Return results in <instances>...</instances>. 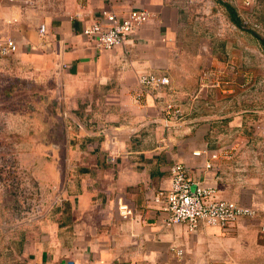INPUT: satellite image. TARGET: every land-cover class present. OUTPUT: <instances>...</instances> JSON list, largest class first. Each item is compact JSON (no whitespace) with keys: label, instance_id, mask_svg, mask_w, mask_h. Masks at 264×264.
Listing matches in <instances>:
<instances>
[{"label":"crops","instance_id":"0c3cea01","mask_svg":"<svg viewBox=\"0 0 264 264\" xmlns=\"http://www.w3.org/2000/svg\"><path fill=\"white\" fill-rule=\"evenodd\" d=\"M224 2L238 17L239 7L264 9V0ZM103 9L119 17L145 9L150 17L126 45L99 50L82 28L101 20ZM183 11L178 0H0V40L17 44V70L61 77L75 121L94 123L75 134L74 160L53 203L55 211L48 213L52 216L32 229L23 222L0 225V264H264V242L258 236L264 223V172L244 168L241 159L231 157L239 147L215 146L207 117L198 123L199 116L188 111L170 132L162 126L165 103L195 101L180 62ZM142 72L167 76L169 85L136 99ZM102 127L116 135L115 148ZM175 161L186 166L194 182L214 189L220 199L257 210L258 217L240 219L227 230L201 225L192 233L184 225L166 226L167 215L149 198L169 188ZM118 197L135 211L132 219L120 217Z\"/></svg>","mask_w":264,"mask_h":264},{"label":"rangeland","instance_id":"374dc122","mask_svg":"<svg viewBox=\"0 0 264 264\" xmlns=\"http://www.w3.org/2000/svg\"><path fill=\"white\" fill-rule=\"evenodd\" d=\"M178 1L186 26L180 62L195 98L185 104L180 98L179 104L184 113L199 116L198 123L209 119L215 146L239 147L231 157L264 172V9L239 7L237 27L216 0ZM202 36L213 41L197 42ZM16 61L13 54H0V225L23 222L32 229L55 211L74 160L71 146L79 142L75 134L93 126L83 119L78 124L84 128L76 125L61 77L17 70Z\"/></svg>","mask_w":264,"mask_h":264},{"label":"built area","instance_id":"2783aa9c","mask_svg":"<svg viewBox=\"0 0 264 264\" xmlns=\"http://www.w3.org/2000/svg\"><path fill=\"white\" fill-rule=\"evenodd\" d=\"M149 13L145 9L131 10L125 17H119L108 9L101 11V20L93 22L82 28L84 35L91 45L99 50H111L127 44L128 38L141 25L149 20ZM39 34H45V26L38 29ZM44 44V43H43ZM42 44V45H43ZM17 44L12 39L2 41L0 45L1 56L14 54ZM127 56L128 53L125 52ZM169 85L167 76L153 72H142L137 76V97L143 94H159ZM185 113L176 100H170L164 105L162 117L163 129L170 132L174 126L182 125ZM79 128H84L76 123ZM93 126L94 123H87ZM105 136H109L111 147L115 148L116 135L109 134L110 129L102 127ZM112 162L117 158V152L109 154ZM215 156H212L214 158ZM209 167V165H206ZM118 213L123 219H132L133 208L123 198L115 200ZM149 203L160 212L167 215L166 226L184 225L189 232H195L201 225L218 227L227 230L240 219L256 218L258 211L237 204L233 201L220 199L215 190L205 188L194 182L186 166L180 162H173L170 166V186L168 189H158L149 198ZM259 233L264 240V223L260 224ZM221 264H235L224 262Z\"/></svg>","mask_w":264,"mask_h":264},{"label":"trees","instance_id":"16d2710c","mask_svg":"<svg viewBox=\"0 0 264 264\" xmlns=\"http://www.w3.org/2000/svg\"><path fill=\"white\" fill-rule=\"evenodd\" d=\"M217 3L223 5V7H225L229 13V17L231 19V21L237 26V27H242V24L239 20V17L237 16V14L235 13L234 10H232L231 8L227 7L226 3L224 2V0H216ZM262 44H264L263 41H261Z\"/></svg>","mask_w":264,"mask_h":264}]
</instances>
